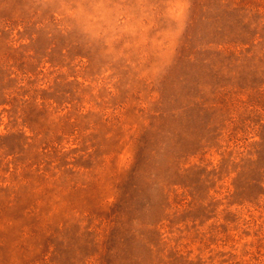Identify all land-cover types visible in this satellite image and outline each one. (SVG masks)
Here are the masks:
<instances>
[{
	"label": "rangeland",
	"instance_id": "1",
	"mask_svg": "<svg viewBox=\"0 0 264 264\" xmlns=\"http://www.w3.org/2000/svg\"><path fill=\"white\" fill-rule=\"evenodd\" d=\"M0 264H264V0H0Z\"/></svg>",
	"mask_w": 264,
	"mask_h": 264
}]
</instances>
